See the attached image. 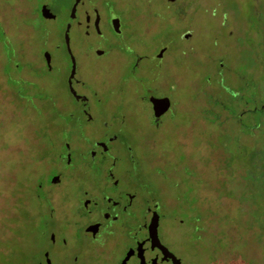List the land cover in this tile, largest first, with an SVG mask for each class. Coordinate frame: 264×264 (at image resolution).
I'll return each instance as SVG.
<instances>
[{"label": "rangeland", "instance_id": "obj_1", "mask_svg": "<svg viewBox=\"0 0 264 264\" xmlns=\"http://www.w3.org/2000/svg\"><path fill=\"white\" fill-rule=\"evenodd\" d=\"M42 1L54 20L36 17V0H0V264L41 261L40 222L28 215L49 210L34 186L59 166V143L67 132H85L91 141L118 132L125 143L118 147L119 166L127 165V146L140 157L139 167L128 165L138 187L157 190L164 203L169 195L180 198L174 210L184 224L166 218L160 238L185 264H264L261 187L241 175L250 163H260L256 147L264 146V120L257 112L237 122L240 110L264 105V0H185L182 10L172 6L166 14L159 0H149L160 8L153 27L144 34L133 23L142 35L120 41L104 59L81 56L79 34L70 30L76 68L87 82L79 90L96 93L90 122L76 120L81 106L66 87L71 65L64 30L73 0ZM46 53L53 60L50 73L43 69ZM134 61L144 83L130 72ZM102 65L106 74L86 73ZM98 79L103 85L89 89ZM149 88L174 103L159 128L143 100ZM139 127L144 131L137 132ZM168 150L180 164L176 173L164 165ZM183 190L205 206L222 200L201 212L220 225L218 242L199 238L201 224L190 209L185 212L190 203Z\"/></svg>", "mask_w": 264, "mask_h": 264}, {"label": "flooded vegetation", "instance_id": "obj_2", "mask_svg": "<svg viewBox=\"0 0 264 264\" xmlns=\"http://www.w3.org/2000/svg\"><path fill=\"white\" fill-rule=\"evenodd\" d=\"M36 1V17L41 16L43 6L51 10L48 2ZM75 1L73 0L70 6L68 24L70 30L74 29L81 39L79 53L83 57L95 56L102 59L109 58L117 51L120 41L122 43L124 40L145 34L144 29L148 25L153 27L157 19L155 12L158 9L163 8L166 14L172 6L182 10L186 3L185 0H159V8L158 5L155 7L149 3V0H80L76 6L75 16L71 19V9ZM146 20L148 22L145 25ZM133 23L142 26V33L132 28ZM65 49L68 54L66 46ZM19 51L21 52L22 48ZM46 54L48 60L43 56V69L50 73L53 71V60L50 54ZM135 57L138 61L142 58ZM68 59L71 65L69 54ZM139 67V63L134 61L130 72L136 77V83L140 81L144 83L146 76L138 73ZM107 72V66L102 65L86 73L95 77V73L104 75ZM70 73L71 67L66 78L67 91L81 109L78 117L67 113V118L75 117L76 120L90 122L93 119L90 102L96 93L93 95L88 90L83 92L79 90L87 82L76 68L71 80V86L79 97L76 100L69 89ZM92 84L101 87L103 82L99 79L93 80L89 82V89L93 88ZM225 88L229 90V87ZM153 89L145 91L143 100L150 107L152 126L159 128L163 118L169 116L174 103L169 95L165 93L157 95ZM151 96L168 98L170 101L169 109L159 119L154 117L153 107L149 102ZM257 112L264 120L262 104L259 107L240 110L237 122L239 123L238 120L247 113L252 115ZM143 131L141 127L137 128V132ZM59 144L62 151L58 156L59 166L52 174L43 178L42 182L38 180L34 186L38 195L42 194L46 199L49 210L28 215L31 222H40L38 236L42 240V251L41 261L36 264H122L128 253L130 256L125 264H185L160 238L161 224L166 218L174 224H184V221L177 218L178 211L174 210L180 198H172L169 195L164 203L157 190L150 189L144 192L145 189L141 190L138 187L128 165L131 164L133 170L136 169L139 167L140 157H136L133 148L127 146L125 149L127 165L119 166L121 157L118 154V147L125 148V143L118 132L104 134L103 138L92 141L85 132H82L80 137L67 132L66 135L63 134ZM258 148L256 147V153L261 159L260 163H250L241 169V175L245 180H257L262 191L261 201L264 203V146ZM167 152L164 165L176 173L180 164L175 161L174 152L170 150ZM173 185L176 189L180 187L177 181ZM185 193L190 204L183 208L185 212L190 209L192 215L200 222L201 225L196 226V229L202 232L199 238L218 242L219 238H214V233L218 232L220 225L215 224L213 217L203 218L201 212L208 206L218 205L222 200L208 202L205 206L200 199L194 198L191 194L188 197L187 190H183L181 196ZM226 197L229 198L227 195L223 198ZM162 204H165V208ZM163 210H166V214ZM214 213L213 210L211 216L215 215ZM204 221H207L206 225L202 224ZM155 228L160 245L175 259L171 256L165 257L163 249L158 247L154 237Z\"/></svg>", "mask_w": 264, "mask_h": 264}, {"label": "water", "instance_id": "obj_3", "mask_svg": "<svg viewBox=\"0 0 264 264\" xmlns=\"http://www.w3.org/2000/svg\"><path fill=\"white\" fill-rule=\"evenodd\" d=\"M80 0H76L72 9H71V14H70V18L73 19L75 16V10H76V6L79 3ZM41 16L42 18L46 19V20H53L55 18V15L53 13L50 12V10L48 8H46V6H43L41 9ZM70 31V24H68L66 26L65 32H64V42H65V46L67 48L68 54L70 56V60H71V73L69 76V89L70 92L73 96H75L76 100L79 99L78 96H76V92L73 90L72 86H71V80L74 77L75 74V69H76V61L74 56L72 55V52L70 50V46H69V36L68 33ZM189 37V34H185L184 38L187 39ZM165 48L161 49L160 52L157 54L156 59H161L164 52H165ZM45 57L48 60V55L45 54ZM149 102L152 104L153 107V113H154V117L155 119H159L164 113L167 112V110L169 109L170 106V101L168 98H155V97H149ZM154 237L156 242L158 243V247L163 249V254L166 256H171L173 259H175V257L173 255H171L169 252H167L159 243L158 239H157V235H156V228H155V233H154ZM130 254L128 253L126 258L123 260L122 264H125L126 260L129 258Z\"/></svg>", "mask_w": 264, "mask_h": 264}]
</instances>
